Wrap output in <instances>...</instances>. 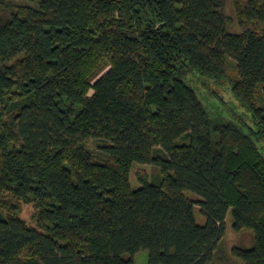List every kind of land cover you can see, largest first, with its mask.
Wrapping results in <instances>:
<instances>
[{"label": "trees", "instance_id": "16d2710c", "mask_svg": "<svg viewBox=\"0 0 264 264\" xmlns=\"http://www.w3.org/2000/svg\"><path fill=\"white\" fill-rule=\"evenodd\" d=\"M25 1L0 19V264H212L230 213L264 264V0H232L238 32L228 0Z\"/></svg>", "mask_w": 264, "mask_h": 264}, {"label": "rangeland", "instance_id": "374dc122", "mask_svg": "<svg viewBox=\"0 0 264 264\" xmlns=\"http://www.w3.org/2000/svg\"><path fill=\"white\" fill-rule=\"evenodd\" d=\"M20 5H34L30 2H27L25 0H0V19L1 18H7L9 17L15 10V7ZM226 13L230 17V24L229 29L234 32L240 31V28L237 24V18L236 14L233 8L232 0H228ZM230 76L232 78L237 77V71L235 69V61L230 60V68H229ZM217 94L222 98L223 102L227 103L230 108L233 110L237 106V102H233L231 99L230 93L228 91L227 87L218 88L216 89ZM201 93V92H200ZM207 95V94H206ZM204 104H206L208 107H210V104L207 103L206 99L201 98ZM214 107L211 108L212 110L215 109V106L218 105L219 100L213 101ZM260 105L264 103V101L261 99L259 101ZM239 105V104H238ZM240 110L243 112V108ZM217 111V110H216ZM264 144V142H263ZM89 147L94 152H97V145L94 142H90ZM154 169L151 166L148 165H140L136 163L131 171V185L134 189H138L142 187V183L139 181L140 175H148L149 178L153 174ZM31 208H27L24 217L25 219L30 218V212ZM197 221L198 223H203L204 218L200 213V208L197 207ZM227 224V232L226 236L221 242V250L219 254L216 256L215 260L212 262V264H243L242 261L236 259L232 255V250L234 247H243L246 249H249L253 245V233L251 231H244L242 233H236L233 229V218L231 213L228 215V218L226 220ZM135 264H149V253L147 251H142L138 253L135 256Z\"/></svg>", "mask_w": 264, "mask_h": 264}]
</instances>
